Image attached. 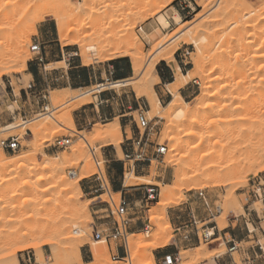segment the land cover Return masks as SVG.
<instances>
[{
	"label": "rangeland",
	"instance_id": "rangeland-1",
	"mask_svg": "<svg viewBox=\"0 0 264 264\" xmlns=\"http://www.w3.org/2000/svg\"><path fill=\"white\" fill-rule=\"evenodd\" d=\"M70 1L75 6H79V13L77 14V20L73 19V17L71 20V16L68 17L70 18L69 20L72 29H76L69 33L70 37L72 38L69 37V39L64 42L59 38L56 22L54 21V19L51 16L44 15V5H41L40 9L29 14L28 16L20 18L19 14L16 13L13 8L12 4L14 0H0V44L2 45H0V51L4 52L3 56L5 55L3 58L4 65L1 64V66L4 67L0 68V130L8 127L11 124L20 125L23 123H27V127L21 126L22 129L21 127H19V129H15L12 132L0 133V150H3L9 157H19L24 153L35 154L38 162L42 163L47 157L51 159H57L63 158L65 154L72 155L75 147L78 148V146L81 147V145H85V153H87L86 155L90 158H88L90 160L89 167L87 166V160L84 159L80 160L78 163H76L78 160H72V164H64L63 168L65 173L69 177L74 172L79 174L85 172L83 170H88L91 172L86 178L80 181L83 195L79 200V204L81 203V205L90 204L88 206L90 215L92 217V220L87 224L85 223L84 227L81 224L82 227L80 229L85 236V238L83 239V247L81 248V251L84 254V258L89 261L88 264L95 263L93 257V248H98V246L107 247V255H105L106 257L103 260L99 261L98 264H160V256L157 254V251L163 249L165 251L171 250V252H174L176 250L175 242L179 238V235H177L175 229L179 227L181 223L189 221L193 214H195L199 220L202 217L208 219L204 202L199 200L198 198V194L201 191L205 193L207 200L211 205L220 206L223 209L222 215L216 219L219 225V229L222 230V232L228 230L229 222L231 221V219H233L234 216H244L246 213L251 212V218L252 221H254V228L256 231L251 236V239H247V241L251 242L244 243L243 246L249 248L250 246L255 245L259 240L264 247V204L262 201L264 200V144L260 142V135H258V133H260V125H262L259 124L260 119L264 118V115H262V118L260 117V114L264 113V105L262 107L260 106L262 108L261 110V108L257 104H255V112L254 110L250 112L243 108H238L242 107L241 103H239L238 101L236 102H238L239 104L233 102L232 100H229L228 97V92L232 89L229 88L230 86H234V88L238 89L236 90V96H241L243 94V90L239 91V84L241 80V83H243V81H246L247 83V80H249L248 82L250 84L253 81L252 85L255 84L253 86H257L259 88H262L263 86L264 89V74H261L259 69L261 65H264V58L259 57L264 55V0H218V3L216 4L215 2V5L212 6H207L211 3L212 0ZM170 10H174L179 15L180 21H176L173 18H170V24L167 27H164L163 24L159 22V17L162 15L168 16ZM45 22L48 23H46V27H43V24ZM93 26H97L96 33H99V36H102V34H104L102 37H98V34L95 35V37H97L96 41L99 38L100 41H98L101 42L102 45L99 42L94 41V36H92V39H90V36L94 33L93 30L95 27ZM79 28L83 31H81ZM48 30L49 33H47ZM90 31L92 32V34H90ZM108 32H110L112 36L110 39V35H108L109 41L106 37L107 34H110ZM113 35H115V37H113ZM48 36L58 39V45L60 46V48L62 47L66 53L67 51H69V53L78 52L79 57L76 58V60H79L80 63L85 67L92 68L95 66L97 68L96 70L99 72L103 71V69L101 68L102 64L98 65L99 63L110 62L118 58V55L115 56L114 52L118 48L116 45L117 43H119V39L120 47L122 45V41L124 45L125 43H127L125 41L129 40L132 42L135 40L132 43H135L138 52L142 53V57L144 58V66L148 64L149 59L157 51L159 45L161 44L160 42H162V44L166 43L165 46H168L172 43L171 41H174L173 39H175L174 45H177L175 56H178L180 54L184 55L182 58L178 59V61L183 60L185 62L187 67L186 70L183 68L182 71L185 75L190 76V80H187V82H185L184 86L179 90V92L186 86H193L191 95L188 99L185 100V102L189 106H193L197 102V100L203 96L205 92V90L203 89L206 83L205 81H207L209 75L212 74L208 79L212 77V79H215L216 82L220 81V84H216L215 82L216 89H218V87H220L222 84L224 85L229 83L227 88H225L227 89V92H224L225 94L223 97L225 101H223L222 104H226L228 108L232 105L230 107L231 109L229 108L231 112L228 110L227 114H217V116H211L209 110H203V112L200 111L194 114L196 117L193 115L194 118L191 117V120H187V122L185 121L184 124L183 122H174L173 124H170V120L166 118L167 112L165 108H167L173 97L171 96L167 99V97L169 96L167 95L169 94L168 88L161 85L160 82H157L156 77L149 78V76H147L149 79L146 77L147 73L146 70H144V66L139 73H136L133 70L135 72L134 76L129 80L130 82L126 86H118L112 82V85H106L101 89H98V87L95 86L90 89L75 90L76 92L72 93L68 92L65 89H62L63 87L69 86H67L65 82L60 81L56 83L49 91L50 99L47 103L56 116L60 114V111L62 112L68 109L80 98L88 100L89 103L83 107L88 106V115H93L94 113L91 111V107L89 106H92L95 97L99 95L100 90H107L108 88H110L112 91L109 92H112V94L117 98V101H115L113 104V108H115V110H118L120 114H128L127 117L123 118V120H131L133 123L126 128L127 134H125V128H123V130L121 129L123 140L121 142L120 148L116 145L110 146L109 144L104 142V140H102L103 138H97L95 133L97 130L106 131L111 126L114 127L118 120L115 121L116 123L114 122L110 125H107L108 123H98L96 125L93 124L88 128L82 129L78 124V118H76V116L78 115L77 112L80 111L81 108H83L81 107L80 109L71 112L72 118L75 121V130L70 131L69 129H66V131L55 135L44 132L42 136H40L41 141L39 140V145L38 142L37 146L35 145V147L40 150L36 149L38 151L35 153V147H33L35 144V139L30 127L32 125L35 126L36 124H39L40 121H42L40 116L42 114L40 112L42 102H39L38 104L37 99L28 97V94H26V88L30 83H34L38 90L41 89L39 88L38 83L35 80L33 81V78L30 75V70L28 69V65L34 63L35 56L31 52V47L33 44H35V40L43 44V47H45L44 52H51V44L47 43ZM84 36L88 37L82 39ZM190 37H195V39L199 41L198 43L200 44V46L205 48V50L203 48L204 52L200 53L196 48V45H194L193 43H187V41L191 39ZM74 38L78 40H75ZM100 38H106L107 43L105 39L103 42L101 41L103 39ZM112 38H115L116 40ZM21 40L26 42V49L28 50L29 54L28 57L25 58L17 57L14 55L15 47ZM74 41L78 43H75ZM136 41L138 43H136ZM79 42L80 44L84 45H88L90 43L95 44L99 46V49H101L105 44L107 45L109 43L111 44V46H113V48L108 44L112 49L108 48L107 45V47L102 49L101 55L105 56V59L108 57L114 58L112 60L106 61L105 59H102V56L99 58V61L94 60V62L91 61L90 64L86 65L85 60H83V50L80 45H78ZM114 46H116V48H114ZM123 57L127 58L131 66L133 67V60L131 59V57ZM18 58L20 59L18 60ZM197 58H199V60ZM24 59H26L27 68L24 67ZM61 61L63 62L57 64L56 68L67 70V68L69 67L68 57H65V59L62 57ZM197 61H199V63L196 64L195 62ZM161 62L163 61H160L159 63ZM49 68L52 69L53 66H50ZM241 75H246V78L244 79V76ZM174 77L176 78L175 72ZM223 79L227 80L226 82L228 83H226L225 80L223 82ZM238 79L240 80L237 82ZM257 79L259 80L258 82ZM262 80L263 82H261ZM146 81H148V84L144 85ZM230 81H234V83ZM102 82V80L99 81V83ZM54 88H57V90H54ZM154 89L157 93V96L155 94V100L158 101L161 112V114L158 116H153L154 106L151 104L149 95V93H151L152 91L154 92ZM82 94L85 95L83 96ZM54 95L56 97H54ZM225 97H227V100ZM135 98L139 101V105H137L136 107L131 105V103H133V99ZM234 106L236 109L234 108ZM129 107H132V109H129ZM53 108H55L54 111ZM238 109H240V111H238ZM232 112H234V114ZM141 113H143L142 116L145 118V120L147 122H150L151 126L150 131L147 130L146 132L149 137V146H153L154 148V146L157 144L166 145L168 147V152L163 159H160V161L152 162V166L150 168H146V170L143 172L144 177L142 179L140 178V176H138L137 173H134L130 170V164H128L125 177L132 172L134 177H136V180H134L136 182V185L126 187L130 189L135 186H157L160 189V197L162 195L164 187L170 186L175 188V194H173L172 198L164 202L165 204L168 203L166 204V214L171 223V229L167 231L166 235L167 237H169V240L167 238H164L160 234H157L160 231H158L157 229L160 228L158 227V223L155 222L156 220L152 221L153 217H155V219L159 218L156 213L158 208L157 205L162 202L161 198L159 197L156 202L149 204L147 207L141 208L139 206L137 209L138 213L136 212L137 214L135 215V217H141V220L145 223V226H148L149 228L146 229V227H143L144 230L136 233L140 235V237H138L139 239L135 238L136 242L132 237L133 234H130L129 247L132 262L129 263L128 260L113 262V254L110 253V249L116 247L117 245H119V243H116L114 241H104L103 244L96 245L95 242L97 241L94 237V227L97 226L100 230H105L107 226L99 225L103 222H107V224L112 223V215L110 217L109 215L111 214V210L115 211V208L112 205L108 195H104L101 198H96V194H90V188L98 184L95 180V175L99 173L96 165V161H98L101 163L100 167L104 179L108 181L107 184H109L110 188H112V198L114 199L115 204H119L121 194H117L116 192H114L113 185L107 179V165H110L111 163H106V160L109 156H112L117 160H124L122 146H125L127 144V142L125 141L126 136H128L130 140L135 135L139 138L140 132H144V128L140 127V119H142L140 116ZM197 114L199 116H197ZM242 115L244 118L242 117ZM38 116H40V119L38 118ZM239 116L243 118L240 119L241 122L239 119H237L240 118ZM229 118L231 120H234L231 121ZM226 120H229V122ZM235 120L237 121L235 122ZM226 122L230 126H228L229 128L226 126ZM231 122L233 124H231ZM127 124H129V122H122L123 127ZM223 126H226V128H223ZM235 126L237 127L235 128ZM99 127L101 129H99ZM213 128H217V130ZM223 129L225 130V132ZM213 131H216L220 134L216 136L217 134ZM220 135H222L223 137ZM210 136L213 140L215 138L214 143L212 142L213 140L209 141V139H211ZM12 137L19 138L21 148L16 152L5 151L1 146V142ZM82 137H85L86 140H84ZM63 138H70L71 145L65 149L55 147L56 141ZM170 138L172 140H170ZM176 138L182 140V148L179 147L178 149L176 147ZM204 139L206 141H204ZM199 140L200 142L203 141L205 143L204 147H200V144H198L200 143ZM220 142L224 143L221 144ZM218 143L220 145H218ZM197 144L199 146H197ZM209 146L211 147L209 148ZM206 147L207 149H209V151L206 149ZM211 148L212 150H210ZM193 150H195V152ZM190 151L193 154L189 153ZM206 153L208 154L206 155ZM211 153H214V155ZM250 153L251 155L256 154V156L260 157V160L262 161H260V163L257 162L255 164H247L246 157H249ZM258 153L260 156L258 155ZM43 155H46V158H44ZM183 155H188V157H184ZM192 155H194L193 158L196 157L195 160L192 158ZM197 155H199V158ZM218 155L220 160L218 158ZM225 155H227L228 157ZM189 156H191V158ZM206 156L209 162H207L208 160L206 159ZM203 157H205V159H203ZM199 159H201V162L199 161ZM189 161H192L190 165ZM212 161L216 163H213ZM210 162L211 164L213 163L217 166L213 164L210 165ZM198 163L199 166L197 167ZM220 167L221 169L223 167L222 171H220ZM89 168H92L93 171ZM182 178L184 179V181H182ZM260 179L263 180L262 196H256L255 191L257 189V183H259ZM123 181L124 175L121 178L122 184ZM254 182L256 183V185H254ZM10 189H8L7 191L1 189L2 194L0 192V233L5 234V236L11 231L15 230V226L18 227L21 217L20 215H22V212L20 213L21 209H18L19 207L17 208L22 197L17 196L15 199H10ZM94 199L95 201L91 203V201ZM107 203H109L110 206ZM258 214L262 221L257 218ZM154 222L157 224H155ZM250 229L253 230V227L250 226ZM72 231L71 235L73 234L72 236L76 237V235L74 234V229H72ZM145 233H149L150 237H146ZM2 234L0 235L2 236ZM244 234L246 235V233ZM228 238L230 237L228 236ZM46 240V237H43V239L37 241L39 245L40 242L43 243H41V245L39 246L40 249L26 248L23 250H19V247L21 248V246L25 244H14L8 252L12 253L16 249V258L19 264H29V260L24 256V254L27 252L30 253L31 262L33 264H35V262H37V264H76V262L72 258V253L70 251L71 245L67 244L68 242L65 244V241H61L62 243L59 242L57 244L58 246L56 245L54 246V248L48 245H44ZM166 240L168 241L167 245L158 248L160 245L164 244L163 242ZM133 242H135L134 245ZM59 246L61 247V250ZM144 246L148 247L144 248ZM56 251H58V253ZM227 252V248L224 245L219 248L217 245L210 246L201 243V245L197 244L195 246L182 249L181 257L183 260V264H216L215 259L218 256H222L219 260L221 261V264H233L232 258ZM88 255L91 257L90 260L87 257ZM55 256H57L58 258ZM151 257L155 258V262H153ZM233 257L235 261L240 264L241 257L238 254H234ZM14 261V259H10L5 262H0V264H14ZM216 261L218 263V260ZM262 261L264 263V259H262Z\"/></svg>",
	"mask_w": 264,
	"mask_h": 264
},
{
	"label": "bare ground",
	"instance_id": "bare-ground-1",
	"mask_svg": "<svg viewBox=\"0 0 264 264\" xmlns=\"http://www.w3.org/2000/svg\"><path fill=\"white\" fill-rule=\"evenodd\" d=\"M215 2L217 4L218 0H212L211 3L209 5H207V6L215 5L214 4ZM12 5H13V8H14V11L19 14L20 18H24L25 16H28L29 14H31V13L35 12L36 10L40 9L41 5H44L45 6V8H43L44 15L51 16L54 19V21L56 22L59 38H60V40H62L64 42H66L69 39V37H70L69 33H71V31H73L74 29H76V28L72 29V27L70 25L71 23H70V20H69L70 18H68V17L71 16V20H72V17H73V19L78 18L77 14L79 13V6H75L70 0H14ZM170 18H173L176 21H180L179 15L174 10H170V13H169L168 16L167 15L166 16L162 15V16L159 17V19H160L159 22H161L164 27H167L170 24V22H169ZM93 27H95V26H93ZM96 27L93 30V32H94L93 34L90 31L91 32L90 34H92L90 36L91 37L90 39H92V36H94L93 37L95 39L94 41H96V39H97V37H95L96 34H98V37H102L104 35V34H102V36L101 35L99 36V33H96L97 32ZM82 28H83V26H82ZM111 28H112V26H111ZM111 28H110V30H111ZM85 29H87V28H85ZM76 31H78V30H76ZM81 31H83V30H81ZM102 32H104V31H102ZM108 33H110V32H108ZM83 35H81V36H83ZM108 35H110V39L112 37L111 33L107 34V36H106L107 40H108V37H109ZM86 37H88V36H86ZM86 37L84 36L82 39H84ZM113 37H115V35H113ZM130 37H132V36H130ZM70 38H72V37H70ZM74 39L78 40L76 38H74ZM100 39H103V40H101L103 42H104V39L106 41V38H100ZM112 39H115V38H112ZM98 40H99V38H98ZM98 40L96 42L100 41V40L99 41ZM117 40H118V38H117ZM173 40L174 41H171L172 43L170 42L171 44L168 45L169 47L167 45H166L167 47L165 46L166 43L162 44V42H160L161 44L159 43L160 45H159L157 51L149 59L148 64L146 66H144V64H143L144 58L142 57V53L138 52V50L136 49V47H137L136 44L132 43L135 40L132 41V42L129 41V40L125 41L127 43H125L124 45H123V41H122V45L123 46L121 45V47H120V39H119V41H118L119 43H117V45H116L118 48L116 49V51L114 50L115 51L114 54H115V56L118 55V58L123 57V56L131 57V59L133 60V70L136 73H139V72H141V70L143 69V66H144V68H145L144 70H146V73H147L146 77L149 76V78L156 77V66H157V64L160 61H166L169 65H171L175 69V72H176L175 75L177 77L176 82L174 84H172V85L167 86L168 91L173 96L172 101H170V103L168 104L167 108H165V110L167 112L166 118H168L170 120V122H171L170 124H173L174 122H177V123L183 122V124H184L185 121L187 122V120L188 121L191 120L190 118L193 117L194 114H196L197 112H200V111L203 112V110H209L211 116H213V115L217 116V114H219V115L220 114L221 115L222 114H227V111L229 110V108L232 105L228 108L226 106V104L225 105H223L224 103L222 104V102L225 101L224 97H223L224 94H225L224 92L227 90L225 88H227V86L229 85V83L226 82L227 80H225V79H223V82L225 80V82L228 83V84H224L223 85L221 83L222 85L220 87H218V89H216V87H215L216 80L212 79V77L210 79H208L212 74L209 75V77L207 78V81L204 80L206 83L204 82L205 86H204L203 89L205 90V92H204L203 96L200 97L193 106H189L185 102L183 97L179 94V90L184 86V84H185V82H187V80H190L189 79L190 76L182 74V72L178 69V65H177L176 60H175V52L177 51V45H174L175 39H173ZM137 41H136V43H138ZM188 42L193 43L194 45H196V48L198 49V51L200 53L204 52L205 48L200 46V44L198 43L199 41H197V39H195V37L191 38L190 40H188L187 43ZM75 43H78V42H75ZM99 43L101 44V42H99ZM106 43H107V41H106ZM65 44H67V43H65ZM78 45H80V47L83 50V58H84L83 60H85L86 65L90 64L91 61L94 62V60H98L99 61V58L103 56V55H101L102 54L101 53L102 49L107 47V45L106 44L104 45V43H103L104 46L101 49H99V46H97L95 44H91V43L88 44V45H84V44H80V42H79ZM109 45L111 46V44H109ZM109 45H108V48H111V47L113 48V46L110 47ZM116 46H114V48H116ZM243 47H244V45H243ZM203 48H204V50H203ZM244 49H245V47H244ZM105 50H107V49H105ZM108 51H111V50H108ZM103 52H106V51H103ZM3 54H4V52L0 51V66H1V64L4 65L3 64L4 63L3 62V58H4L5 55L3 56ZM14 55L17 56V57H24V58L28 57L29 54H28V50L26 49V42L21 40L17 44V46L15 47ZM17 57H14V58H17ZM259 57L260 58H264V55L259 56ZM113 58L108 57V58L105 59V56H103L102 59H105L106 61H109V60H112ZM19 59L20 58H18V60ZM197 59L199 60V58H197ZM102 61H104V60H102ZM261 61H262V59H261ZM23 63H24V67L27 68L26 59L23 60ZM195 63L197 64V63H199V61H197ZM261 66L259 67L260 73L264 74V65L262 67ZM3 67L1 66L0 68H3ZM9 67H11V66H9ZM14 70H16V69H14ZM241 76H244V75H241ZM245 76L243 77L244 79L246 78ZM258 77H260V76H258ZM147 78H146V80H147ZM218 79H219V77H218ZM240 79H238L237 82ZM263 80H264V77H263ZM263 80L261 82H263ZM248 81L249 80H247V83H246V81L245 82L243 81V83H241L242 82V80H241V82L239 84V91L243 90V94L241 96L240 95L236 96L235 95L236 94V90H238V89L234 88V86H230L229 88H232V89L230 91L228 90L229 91L228 92V97H229V100H232L233 102L238 101L239 103H241L242 107H238V108H241V109L243 108V109H245L247 111H250V112L254 110V112H255V109H254L255 104H257L259 107L260 106L262 107L264 105V89H263V86H262V88H259L257 86H253L255 84L252 85L253 81H252L251 84ZM258 81L259 80L257 79V82ZM129 82L130 81L128 80V81L117 82V83H114V84L118 85V86H126V85H128ZM230 82H232V81H230ZM217 83L220 84V81L216 82V84ZM232 83H234V81ZM260 83H258V84H260ZM147 84H148V81H146L144 85H147ZM262 85H263V83H262ZM235 86H236V84H235ZM102 87H104V86H98V89H101ZM66 90L68 92H72V93L76 92L73 89H66ZM238 93H241V92H238ZM149 95H150V99H151V104L154 106V111H153L154 115L153 116H158V115L161 114V112H160V106L158 104V101L155 100V93L152 91L151 93H149ZM146 96H148V95H146ZM54 97H56V96L54 95ZM225 98L227 100V97H225ZM228 102H230V101H228ZM238 102H236V103H238ZM88 103H89L88 100L80 98L78 101L73 103L72 106H70L68 109H66V110H64L62 112L60 111L59 112L60 114L58 116H56L55 113L52 112V110L48 114H41L40 116H41V120L42 121H40V123L36 124L35 126H33L31 124L32 126L30 127L32 132H33V135H34V139H35V144H34L33 147H35V145L37 146V142H38V145H39V142L41 141V137L40 136H42V134L44 132H47L48 134L51 133L52 135L53 134L55 135V134H60L63 131H66V129H69L70 131L71 130H75V122H74V120L72 118L71 112L74 111V110L80 109L81 107L85 106ZM206 103H209V104H206ZM228 105H229V103H228ZM237 106H239V105H237ZM234 108H235V106H234ZM232 109H233V107H232ZM263 109H264V106H263ZM54 110H55V108H53V111ZM261 110H262V108H261ZM238 111H240V109H238ZM232 113L234 114V112H232ZM198 114H200V113H198ZM198 114H197V116H199ZM248 115H249V113H248ZM262 115H264V113L260 114L261 118H262ZM40 116H38V118ZM227 117H228V115H227ZM242 117H243V115H242ZM243 118L240 117V118H237V119L240 120V119H243ZM232 120H234V119H232ZM263 120H264V118L260 119L261 123L258 121L259 124H262V125H260V129H259L260 133H258V135H260V142H262V144H264L263 143L264 142V123H262V122H264ZM226 121L229 122V120H226ZM236 121L237 120H235V122ZM240 122H241V120H240ZM233 123H234V121H233ZM233 123L231 122V124H233ZM26 124L27 123H23V124H20V125L11 124V125H9L6 128L1 129L0 133H2V132H5V133L12 132L15 129L16 130L19 129V127H21V126L27 127ZM215 126H213V127H215ZM226 126L227 127L229 126L228 123L226 124ZM226 126H223V128L224 127L226 128ZM217 127H218V125H217ZM236 127L237 126H235V128ZM251 128H253V127H251ZM21 129H22V127H21ZM99 129H101V128L99 127ZM213 129H215V128H213ZM220 129H222V128H220ZM215 130H217V128ZM220 131H222V130H220ZM213 132H215L217 134L216 136H218V134H220V133H217L216 131H213ZM224 132H225V130H224ZM230 132H229V134H230ZM95 134H96L97 138H100V139L103 138L102 140H104V142H106L110 146L111 145L112 146L116 145V146H118L120 148L121 142L123 140V135H122L120 123L118 121H117V123H116V125L114 127L111 126L106 131L97 130ZM229 134H227V135H229ZM220 136H222V135H220ZM228 137H226V138H228ZM82 138L84 140H86L85 137H82ZM171 138H170V140H172ZM210 138H211V136H210ZM91 139H92V137H91ZM176 140L177 141H176L175 145L179 149V147H181V145H183L182 144V140L181 139H177V138H176ZM210 140H213V139L211 138V139H209V141ZM214 140H215V138H214ZM214 140L212 141L213 143H214ZM204 141H206V140L204 139ZM199 142H200V140H199ZM217 142H218V140H217ZM260 142H258V143H260ZM222 143H224V142H222ZM198 144H200V147L201 146L204 147V145H205V143L203 141L198 143ZM198 144H197V146H199ZM262 144H261V146H262ZM218 145H220V144L218 143ZM84 146L81 145V147L80 146H78V148L75 147L74 150H73V154L72 155L65 154V156L63 158L51 159L49 157L46 158L45 157L46 155L45 156L43 155L44 158H46V159H44L45 161L42 162V163L38 162L37 157H36L35 154H25L24 153L23 155H20L19 157H17V156L16 157H9L3 150H0V192L2 194V190L1 189L7 191L8 189L12 188L9 191V198L10 199H15L17 196L18 197H22L19 205L17 206V208L19 207L18 209H21L20 213L22 212V215H20L21 217H20L19 225L17 224L18 227L15 226L16 229L13 230V231L10 230L11 232L9 234H7L6 236H5V234L0 233V234H2V236L4 235L3 237L0 235V262H5L7 260L14 259L15 260L14 264H19V262H18V260L16 258V252H15L16 249L14 250V252L10 251L12 253L8 252L12 248V246L14 244H25V245L21 246V248L19 247V250L20 249L23 250V249H26V248H31V249L39 248L40 249L39 246L41 245L42 242H40V245H39L37 241L43 239V237H46L47 240L45 241L44 245H48L50 247L56 246L61 241H65V244L68 242L67 244L71 245L70 246L71 247L70 251L72 253V258L76 262V264H85L82 261V255H81V248L83 247V239L85 238V236H84V233L80 229H81L82 225L84 227L85 223L86 224L89 223L92 220L91 219L92 217L90 215L89 206H88L90 204H86V205H81V203L79 204L80 197L83 195V191H82V188L80 186V181L82 179L86 178L91 172L88 171V170H83L85 172H83L82 174L74 172L69 177L65 173L64 168H63L64 164H66V165H67V163L70 164L72 162V160H78L76 162V163H78L80 160H84V159L87 160L86 161L88 163L87 166L89 167V161H90L89 159L90 158L86 155L87 154V153H85L86 152V149H85L86 147H84ZM207 146H208V144H207ZM200 147H198V148H200ZM210 147L211 146H209V148ZM223 147H224V145H223ZM34 149H35V153L38 150H40V149H38L36 147ZM36 149H38V150H36ZM206 149H207V147H206ZM207 150L209 151V149H207ZM210 150H212V148ZM193 151L195 152V150H193ZM248 152H249V150H248ZM189 153H192V152L190 151ZM207 154L208 153H206V155ZM211 154L214 155V153H211ZM256 154H257V152H256ZM256 154L255 155L252 154L253 155L252 156L251 153H250L249 157L245 156L247 158L246 159L247 160V164L248 163L255 164L257 162L260 163V161H262V160H260L261 159L260 157L256 156ZM222 155H221V157H222ZM258 155H259V153H258ZM186 156L188 157V155H186ZM186 156H184V157H186ZM193 156L194 155H192V158H193ZM197 156L199 158V155H197ZM225 156H227V155H225ZM189 157L191 158V156H189ZM262 157H263V155H262ZM195 158H193V159L195 160ZM218 158H219V155H218ZM184 159H187V158H184ZM203 159H205V157H203ZM206 159H207V156H206ZM200 160L201 159H199V161ZM219 160H220V158H219ZM191 162L189 161V165L191 164ZM204 162H205V160H204ZM207 162H209V160ZM213 163H216V162H213ZM212 164L210 162V165H212ZM217 164H219V163H217ZM213 165H216V164H213ZM193 166H196V165H193ZM198 166H199V163H198L197 167ZM206 166H208V165H206ZM216 166H214V167H216ZM71 167H72V165H71ZM75 167H76V165H75ZM89 169L92 170V168H89ZM216 169H218V168H216ZM219 169H221V167ZM222 169H223V167H222ZM222 169L220 171H222ZM223 173H225V172H223ZM135 178L136 177H134L132 172H131V174L126 175V181H125L126 186L128 187V186L136 185V182L134 181V180H136ZM182 181H184V179ZM173 188L174 187H170V186L164 187V190H163L162 195L160 197L162 202L160 201L161 203H159L157 205L158 208H157V211H156V213L159 216V218H157V219H155V217L152 218V221L156 220L155 222L158 223V227L160 228V229H157L158 231L160 230L157 234H160L161 236H163L164 238H167V239L169 237H167L166 235H167V231L169 229H171L170 228L171 227V223H170V220H169V218L167 217V214H166V207H167L166 204H168V203L165 204L164 202H166L167 200L171 199L173 194H175L174 193L175 192V188L174 189ZM93 201H95V199L92 200L91 203ZM157 223H155V224H157ZM151 224H153V223H151ZM72 229H74V234L76 235V237L72 236L73 234L71 235ZM145 236L146 237H150L149 233H145ZM132 237H133L134 241L136 242V239L138 237H140V235H132ZM44 240H45V238H44ZM96 241H97V242H95L96 245H101V244L104 243V241H98V240H96ZM135 242H133V245L135 244ZM167 242H168L167 240L164 241L163 242L164 244L160 245L158 248H161V247L167 245ZM147 247L144 246V248H147ZM58 248H57V250H58ZM60 250H61V247H60ZM60 250H59V253H60ZM56 252L58 253V251H56ZM105 255H107V247H105V246L104 247H102V246L99 247L98 246V248L94 247L93 248V257H94L95 263H92V264H96V263L98 264L99 261L103 260L106 257ZM55 257H57V256H55ZM151 259L153 260V262H155V258L154 257H151Z\"/></svg>",
	"mask_w": 264,
	"mask_h": 264
},
{
	"label": "crops",
	"instance_id": "crops-1",
	"mask_svg": "<svg viewBox=\"0 0 264 264\" xmlns=\"http://www.w3.org/2000/svg\"><path fill=\"white\" fill-rule=\"evenodd\" d=\"M46 23L48 22H45L43 24V27H46ZM47 33H49V30L47 31ZM36 42L40 43L39 41L35 40V43ZM47 43L51 44L50 45L51 52H44L45 47H43V55L45 59L44 64H39L36 61H34L33 64L28 65V69L30 70V75L32 76L33 81L35 80L38 83L41 91H44V90L50 91L52 87L60 81L65 82L67 86H69V87H63L62 89L66 90L68 88L69 89L71 88L73 90H83V89H90L95 86L105 87L106 85H109V84L112 85L113 83L128 81L132 79L134 76L133 67L131 66L129 60L124 57L114 59L110 62L99 63L98 65L102 64L101 66V68L103 69L102 72L97 71L96 70L97 68L95 66L92 68L85 67L83 64L80 63L79 60H76V59L71 60L69 62V65H68L69 67L67 68V70L56 68L57 64H60L63 62L61 61V58L63 57L65 59L69 51H67L66 53L62 47L60 48V46L58 45L59 40L56 38H51L50 36H48ZM183 56L184 55L182 54L175 56L178 69L182 72V74H184L182 71L183 68L186 70L187 65L185 64L183 60L178 61V59L182 58ZM50 66H53V68L50 69L49 68ZM171 67L172 66L169 65L166 61H163L156 66L157 82H160L161 85L165 87L172 85L176 82L177 77L176 78L174 77L175 69L173 67L172 69ZM100 80H102L103 82L99 83ZM192 88L193 86H186L179 92V94L183 97L184 100L190 97ZM54 90H57V88H54ZM109 91H112V90L108 88L107 90L99 91V95L95 97L94 103L92 104V106H89L91 107V111L94 113L93 115L91 116L88 115V109H89L88 106L81 108V110L77 112L78 115L76 116V118H78L77 120L78 124L80 125L82 129L88 128L89 126H92L93 124L96 125L98 123H108L107 125H110L114 123L116 120H118V122L120 123L121 129L123 130V128H125V134H127L126 128L133 122L127 119L123 120V118L127 117L128 114L126 115L120 114L118 110H115V108H113V104L115 101H117V98L112 94V92H109ZM154 92L157 96L155 89H154ZM168 93L169 94L167 95L169 96L167 97V99L172 96V94L169 91ZM131 105L134 107L139 105L138 99L136 98L133 99V103H131ZM129 109H132V107H129ZM122 122L124 123L129 122V124L123 127ZM135 138H137L136 135L132 139H135ZM125 141L127 142V144L125 146H122L124 157H125V154H127L128 152H132L133 150L132 141L131 139L129 140L128 136H126ZM148 150H149V154L152 155L153 153L152 151L154 150V148L150 147ZM123 161L124 160H117L113 158L112 156H109L107 158L106 163H111L110 165L109 164L107 165V174H108L107 179L113 185L114 192H116L117 194H122L129 202L130 208H131L130 210L131 223L129 227L130 234L138 235L136 233H139L142 230H144L143 227H146V226H145V223L141 220V217H135V215L138 213V210H137L138 207L140 206L142 208V202L145 196V188L147 186H135L130 189L126 187L125 173H126V168L128 166V163H126L125 161L123 162ZM151 166H152V163L150 162L138 163L133 166L132 170L134 173H137L138 176H140V178L142 179L144 177L143 172L146 170V168H150ZM123 175H124V181L122 184L121 178ZM263 204H264V201H263ZM243 217L240 219L238 223L233 222L231 220L229 222L228 230L221 232V235L225 236V238L234 239L235 242L242 243V246L244 243L251 242V241H247V239H251V236L254 234L253 233L250 235L248 233V229H250V226H252L253 229H255L254 221H252L251 216H248V213H246ZM257 218L260 221H262L259 214ZM200 220L204 221L206 220V218L202 217ZM263 220H264V217H263ZM99 226L109 227V224H107V222H103ZM244 233H246V235ZM228 236L230 238H228ZM197 244H200V243L196 239H194V242L191 246H195ZM213 245L215 246L217 245L219 248L223 246L220 243H214V244H211L210 246H213ZM191 246L184 245V243L178 238L175 242L176 250L174 252H171V250L165 251L163 249L157 251V254L160 256L159 262L163 259L164 256L169 255V254H176L178 252L181 253L182 249L189 248ZM224 246L229 248L230 244H226ZM243 248H246V247L243 246ZM118 253L120 254V256H124L123 250H119ZM81 255H82V261L85 264H88L89 261H87V259L84 258V254L82 251H81ZM87 257L89 258V260L91 259L89 255ZM242 257L243 256L241 255V258ZM216 260L217 259H215L216 264H221V261H219L220 259H218V263ZM258 264H264V263L261 260L258 262Z\"/></svg>",
	"mask_w": 264,
	"mask_h": 264
},
{
	"label": "built area",
	"instance_id": "built-area-1",
	"mask_svg": "<svg viewBox=\"0 0 264 264\" xmlns=\"http://www.w3.org/2000/svg\"><path fill=\"white\" fill-rule=\"evenodd\" d=\"M31 52L34 54L36 61L39 64H44L45 59L43 55V45L41 43L36 42L31 47ZM68 61L70 62L73 59L79 57V53H68L67 54ZM196 83V82H195ZM110 85V84H109ZM26 91L28 97H32L33 99H37V103L42 102L41 113L48 114L51 112L48 100L50 99V93L48 90H38L34 83H30ZM40 113V114H41ZM143 113L140 114V127L144 128V132H140V137L131 139L133 150L132 152H128L125 154L124 161L130 164V170H132L133 166L138 163H146V162H154L160 161L163 159L167 152L168 147L166 145L157 144L154 146V151L152 155L149 154V137L146 134L147 130L150 131V122H147L145 118L142 116ZM139 127V128H140ZM141 131V130H140ZM146 134V135H145ZM71 145L70 138H63L56 141L55 147L65 149ZM1 146L5 151L8 152H16L21 148V144L19 142L18 137H12L8 140L2 141ZM153 147V146H152ZM96 165L99 173L95 175V180L98 184L96 186L91 187L90 194H96V198L102 197L104 195H108L112 205L115 208V211L111 210L112 215V223L109 224L105 230H100L99 227H94V237L98 241H114L119 243L114 248L110 249V253L113 254L112 261L120 262V261H129L131 263V252L129 247V236H130V204L127 199L121 194V199L119 204H115L114 199L112 198V191L110 185L107 184V180L104 179L103 173L101 170V163L96 161ZM127 170V168H126ZM262 179L257 183V189L255 191L256 196H262ZM254 185L256 183L254 182ZM160 197V189L157 186H147L145 188V196L142 202V208L147 207L149 204L156 202ZM199 200L204 202L205 208L207 210L208 219L202 221L199 220L195 214H193L189 221L183 222L179 227L175 229L177 235H179V239L186 246H191L196 239L200 245L201 243L211 245L214 243H220L222 245L230 244L229 248H227V253L231 256L233 264H238L233 255L238 254L240 257V264H258L259 261L264 259V247L258 241L255 245L250 246L249 248H243L242 243L235 242L234 239H227L225 236L221 235L222 230L219 229V225L216 221L218 217H220L223 213V209L220 206L211 205L205 193L203 191L198 194ZM264 201V200H262ZM109 206L110 204L107 203ZM248 216H251V212L248 213ZM243 216H234L231 219L233 222L238 223ZM245 218V217H243ZM149 227L146 226V229ZM255 232V229H248V233L251 235ZM119 250H123L124 256H120L118 253ZM25 258L28 259L29 264H33L31 262L30 253L27 252L24 254ZM222 256H218L216 259H220ZM37 264V262H35ZM160 264H183V260L181 257V253L178 252L176 254H169L163 257L160 261Z\"/></svg>",
	"mask_w": 264,
	"mask_h": 264
}]
</instances>
